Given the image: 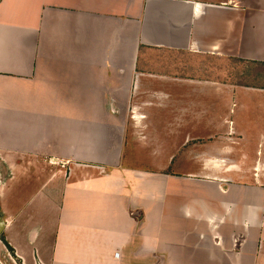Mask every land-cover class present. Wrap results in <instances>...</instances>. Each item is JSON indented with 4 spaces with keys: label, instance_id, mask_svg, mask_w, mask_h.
Here are the masks:
<instances>
[{
    "label": "crops",
    "instance_id": "0c3cea01",
    "mask_svg": "<svg viewBox=\"0 0 264 264\" xmlns=\"http://www.w3.org/2000/svg\"><path fill=\"white\" fill-rule=\"evenodd\" d=\"M143 85L245 99L264 150V0H0V264H264L259 169L127 160Z\"/></svg>",
    "mask_w": 264,
    "mask_h": 264
},
{
    "label": "rangeland",
    "instance_id": "374dc122",
    "mask_svg": "<svg viewBox=\"0 0 264 264\" xmlns=\"http://www.w3.org/2000/svg\"><path fill=\"white\" fill-rule=\"evenodd\" d=\"M157 57L155 55V60ZM170 87L171 99L167 104L159 102L161 94L158 93L153 94L156 102L147 103L149 92L159 91L160 87L151 90L143 85L139 95L133 97L123 130L127 160L145 170L158 172L164 170L168 156L190 164L182 171L193 170L194 166L210 160L218 167L213 173L226 179L252 181L259 172L264 178V150L259 148L257 137L245 136L242 130H231L234 121L238 126L250 122L249 125L253 124L251 131L257 134L259 120L253 114L250 117L252 108L243 105L245 99L239 98L233 106L231 102L227 105L233 121L225 119L226 102H222L219 96L212 94L207 98L188 86L179 90ZM223 123L229 126L228 129Z\"/></svg>",
    "mask_w": 264,
    "mask_h": 264
},
{
    "label": "water",
    "instance_id": "95a60500",
    "mask_svg": "<svg viewBox=\"0 0 264 264\" xmlns=\"http://www.w3.org/2000/svg\"><path fill=\"white\" fill-rule=\"evenodd\" d=\"M2 226H3V224H2V223H0V230H1Z\"/></svg>",
    "mask_w": 264,
    "mask_h": 264
},
{
    "label": "trees",
    "instance_id": "16d2710c",
    "mask_svg": "<svg viewBox=\"0 0 264 264\" xmlns=\"http://www.w3.org/2000/svg\"><path fill=\"white\" fill-rule=\"evenodd\" d=\"M9 249L12 250L10 246H9Z\"/></svg>",
    "mask_w": 264,
    "mask_h": 264
}]
</instances>
